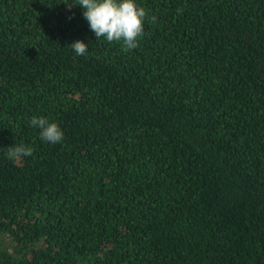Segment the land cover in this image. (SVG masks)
I'll return each mask as SVG.
<instances>
[{
  "label": "trees",
  "instance_id": "1",
  "mask_svg": "<svg viewBox=\"0 0 264 264\" xmlns=\"http://www.w3.org/2000/svg\"><path fill=\"white\" fill-rule=\"evenodd\" d=\"M136 2L125 52L78 0H0V264H264V0Z\"/></svg>",
  "mask_w": 264,
  "mask_h": 264
},
{
  "label": "clouds",
  "instance_id": "2",
  "mask_svg": "<svg viewBox=\"0 0 264 264\" xmlns=\"http://www.w3.org/2000/svg\"><path fill=\"white\" fill-rule=\"evenodd\" d=\"M78 5L84 9L83 16L96 40L103 37L110 43L119 42L125 52L139 47L145 34V20L152 23L156 21L155 16L148 17V10L136 0H78ZM70 46L77 55L88 53V45L83 41H75ZM30 125L40 129L39 137L45 143L57 144L63 141L64 132L58 122H50L43 116H33L30 118ZM33 152L31 145L21 142L7 148L6 155L15 162L21 157L32 156Z\"/></svg>",
  "mask_w": 264,
  "mask_h": 264
}]
</instances>
